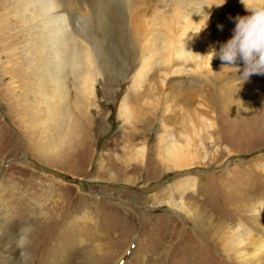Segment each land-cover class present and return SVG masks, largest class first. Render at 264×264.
Masks as SVG:
<instances>
[{
    "label": "rangeland",
    "instance_id": "1",
    "mask_svg": "<svg viewBox=\"0 0 264 264\" xmlns=\"http://www.w3.org/2000/svg\"><path fill=\"white\" fill-rule=\"evenodd\" d=\"M42 1L47 5L39 15L21 0H0V225L6 224L12 241L21 223L33 225L24 264H264V249L256 253L248 245L243 259L228 255L221 240L223 231L243 224L259 231L264 244V214L254 210L264 205V75L241 85L237 66L219 57L197 59L194 48L183 55L168 32L187 18L196 21L183 25L191 35L210 12L196 38L219 50L233 35L235 18L248 14L240 0L216 10L204 9L201 0H108L111 32L95 27L92 7L99 9V0H65L60 8L59 0ZM81 19L90 28L78 36L71 21ZM52 23L59 25L63 45L74 42V52L79 46L77 56H83L74 68L79 75L67 64L60 69L51 56L58 81L64 78L56 89L63 102L39 90L33 71L39 64L29 63L36 34L47 26L44 35H54ZM91 31L93 48L84 38ZM86 48L96 80L93 93L82 95ZM57 102L65 111L53 117L49 106ZM121 103L127 108L122 115ZM168 139L196 165L164 171L161 148ZM142 146L145 157L138 153ZM187 175L197 184L184 197L171 195L204 211L205 229L170 207V194L154 199ZM169 221L174 237L165 228ZM6 260L0 252V264Z\"/></svg>",
    "mask_w": 264,
    "mask_h": 264
},
{
    "label": "bare ground",
    "instance_id": "2",
    "mask_svg": "<svg viewBox=\"0 0 264 264\" xmlns=\"http://www.w3.org/2000/svg\"><path fill=\"white\" fill-rule=\"evenodd\" d=\"M195 1V0H183V3L182 4H193L192 2ZM199 1V0H198ZM57 2V1H56ZM59 3L57 4L58 7L62 5V3H64L62 6L65 5V0H59L58 1ZM108 0L107 1H103V0H99L97 5L100 7L99 9L95 8L93 10V7H92V12L94 11V17H95V24L96 26L95 27H102L104 28L105 30H108L110 31L111 29V26L109 25V22H108V17L111 15V11L112 10H109L107 9V4L109 5V2ZM107 3V4H105ZM200 3V2H199ZM21 6L23 7H29L30 5H32L33 7H35L37 10L35 11L36 13H38L40 15V12H42V14L44 13L43 11L45 10L46 8V2L45 1H42L41 0H21V2L19 3ZM181 4V3H180ZM202 5V4H201ZM215 6V5H214ZM213 8L216 10V7ZM111 7V6H110ZM224 7V6H223ZM30 8V7H29ZM60 8V7H59ZM182 8V7H181ZM180 8V9H181ZM184 9V7H183ZM212 11V10H211ZM29 13H32V12H29ZM117 13V12H116ZM115 12H113V14H116ZM119 13V12H118ZM117 13V14H118ZM28 14V13H27ZM34 14V13H32ZM41 14V15H42ZM21 15V14H20ZM30 15V14H29ZM85 15V14H84ZM120 15V14H118ZM187 15V14H186ZM218 15V14H217ZM25 16V15H24ZM115 16V15H114ZM27 17V16H26ZM43 18V17H42ZM110 18V17H109ZM40 19V18H39ZM76 19V18H74ZM86 19V18H85ZM183 19V18H182ZM24 20V19H23ZM26 20V19H25ZM28 20V19H27ZM31 20V19H30ZM189 19L185 18V20H183V22L178 23V25H176V29L174 27H171L168 29V32L171 33L172 37L169 38V41L171 43H175L174 45H176L178 48V52L179 53H183V55L185 54L184 52V49L186 50H189L190 48H194V51L196 52L197 56L196 58L197 59H210L209 56H204V54H207L213 47L208 45L205 41L203 40H198V36H201V33H199V35L193 37L192 39H188L189 37H192V34L191 35H188L186 36V30L185 28L183 27V25L185 24H188L189 27L191 26V24L195 23L196 21H188ZM113 21V20H112ZM180 21V20H179ZM29 22V21H28ZM44 22V21H43ZM203 22V19H199L197 24H200ZM42 23V22H41ZM50 23V22H48ZM86 21L84 19H81V20H73L71 21V24H72V30L73 32H76V34L78 36H81V32L85 33V30H87V28H90L88 25H85ZM91 23V22H90ZM28 24V23H27ZM37 24V23H36ZM88 24V23H87ZM42 25V24H41ZM55 30V34L54 35H50V37H46V35H44L46 32H49V29H46L47 26H44L39 29V33L36 34V39L34 40V43L32 44V52H33V57H31L29 63L31 65H33L34 62H36V64L39 66L33 68V71L36 72V75L39 74V77L36 78V81L38 82V86H39V90H44V91H48L49 93V100L52 99V98H60V101L63 102V99L64 97H56L57 96V92H56V89L59 88L61 85L59 81H61L62 78L59 77V81H58V76L56 77V72H54V70L52 69V62H51V56L52 57H55L57 64L59 66L60 69H62L64 66L63 65H69L67 67H72V73L75 75L77 73H79V69H76L74 70L75 66H77L79 63H81L82 61V57L81 55H78L77 56V53L79 51H81V48L78 46V52H74V48L76 47V44L73 42L70 46V48H68V46L66 45H63V40H62V34L59 33V25L58 27L56 26V24H51ZM188 25H186L188 27ZM198 26V25H196ZM114 27V26H113ZM202 27V26H201ZM184 28V29H183ZM96 29V28H95ZM101 29V28H100ZM114 29V28H113ZM111 29V30H113ZM198 29V28H197ZM188 30V29H187ZM98 31V30H97ZM107 31V33H108ZM193 31V30H192ZM95 31H91V33L89 35H84V38H86L85 41H87V43L89 44L90 47H92V36L94 34ZM111 32V31H110ZM33 33V32H32ZM96 33V32H95ZM102 33V32H101ZM49 34V33H48ZM75 34V35H76ZM157 34V33H156ZM102 34H100L101 36ZM175 35V36H174ZM105 36V35H104ZM157 36V35H156ZM123 37V36H122ZM155 37V36H154ZM159 37V36H158ZM162 37V36H161ZM166 37V36H165ZM174 37V38H173ZM202 37V36H201ZM149 38V37H148ZM153 38V37H152ZM151 38V39H152ZM124 39V38H123ZM155 40L157 39L156 37L154 38ZM168 39V37H167ZM201 39V38H200ZM68 40V39H66ZM150 40V39H149ZM159 40V38H158ZM152 41V40H151ZM164 41V39H163ZM210 41L211 43V40H206ZM213 42V41H212ZM224 42V41H223ZM161 43V42H160ZM168 43V42H167ZM68 44V43H67ZM212 44V43H211ZM173 45V46H174ZM158 46V44H157ZM172 46V47H173ZM216 46V44H215ZM90 47H88L89 50H93V49H90ZM106 47V46H105ZM155 47V46H154ZM51 48H53V50H51ZM93 48V47H92ZM147 48V47H146ZM149 48V47H148ZM160 48V47H159ZM166 48V47H165ZM174 48V47H173ZM217 48V47H216ZM87 48H86V52L84 54V57L85 59L87 60V63H88V70L87 71H80L81 73L83 72V75H82V80L80 81V79H77V82L78 80L80 81V88H82V95L84 92H86L87 90L90 92V93H93V87L95 86L94 82H95V77L93 76V72L91 70V64L93 63L92 61V55H91V52L92 51H89ZM218 49V48H217ZM153 50V49H152ZM155 50V49H154ZM191 50V49H190ZM189 50V51H190ZM52 51V53H51ZM54 51V52H53ZM166 53V50H164ZM169 51V50H168ZM167 51V52H168ZM193 51V52H194ZM218 51V50H217ZM137 51H135L136 53ZM151 52V51H150ZM156 52V51H155ZM80 53V52H79ZM140 53V50L139 52ZM138 53H136L138 55ZM163 53V51H162ZM188 53V52H187ZM49 54V55H48ZM53 54V55H52ZM106 54V52H105ZM171 54V53H170ZM106 56V55H105ZM141 58H140V63L142 62V64L145 62V53H144V50L142 49L141 51V54H140ZM177 56V55H175ZM180 56V55H178ZM193 57V56H192ZM138 58V57H137ZM173 58V57H172ZM194 58V57H193ZM195 58V59H196ZM175 59V58H174ZM202 60V61H203ZM211 60V59H210ZM198 61V60H197ZM164 62V61H163ZM169 64L171 63L170 61H168ZM167 62V63H168ZM199 62V61H198ZM53 63H54V60H53ZM86 63V64H87ZM146 63V62H145ZM165 63V62H164ZM197 63V62H196ZM201 63V62H199ZM199 63H197L199 65ZM196 64V65H197ZM140 65V64H139ZM164 65V64H163ZM55 66V64H54ZM63 66V67H62ZM31 67V66H30ZM138 67V65H137ZM178 67V66H177ZM60 69H58L60 71ZM70 69V68H68ZM135 69V68H134ZM141 69V67L137 68L135 71L138 72L139 70ZM177 69L179 68H176V71ZM56 70V69H55ZM57 70V71H58ZM64 70V69H63ZM62 70V71H63ZM66 70V69H65ZM63 72H66L67 73V70L66 71H63ZM65 73V74H66ZM62 74V73H61ZM79 75V74H77ZM134 75H136L134 73ZM132 76V78H134L135 76ZM65 76V75H64ZM62 76V77H64ZM67 78V77H66ZM64 79V78H63ZM62 79V81H64ZM74 81V80H73ZM76 82V83H77ZM75 83V82H73ZM79 84V83H78ZM86 85V86H85ZM52 86V87H51ZM51 87V88H49ZM75 88H78V87H75ZM52 89V91H51ZM43 91V92H44ZM61 94V93H59ZM81 95V96H82ZM61 96V95H60ZM80 96V97H81ZM44 98V97H43ZM79 99V98H78ZM55 100V99H54ZM58 100V99H57ZM81 102L83 103H87V101L82 98L80 100ZM125 102V101H124ZM75 104V102H74ZM80 104V103H79ZM78 103H76V105L78 106L79 105ZM75 105V106H76ZM81 105V104H80ZM79 105V106H80ZM63 104L60 103V102H57L55 103V105L53 104V106H49L51 109H50V114L54 117L56 114L57 116H60V114L63 112V110L65 109V107L63 108ZM76 106V107H77ZM81 107V106H80ZM126 104L125 103H121L120 107H119V114L122 115L123 113H125V110H126ZM65 111V110H64ZM42 113V112H41ZM63 115H65L63 113ZM70 115V114H69ZM73 115V114H72ZM52 117V118H53ZM71 117V116H70ZM121 117V116H120ZM73 118V116H72ZM64 120V119H62ZM56 121V119H55ZM66 121V120H65ZM72 121V120H71ZM60 124V123H59ZM65 124V123H64ZM67 124V123H66ZM55 125V124H54ZM61 126V125H60ZM58 128V127H57ZM39 130V129H38ZM160 137H164V136H161ZM44 140V139H43ZM165 140L164 138H162L160 141H163ZM169 141L167 142L166 141V144H165V147L164 149L161 148V151L163 153V157H161V160H162V169L166 172H169L171 171V169H177L179 171H183L184 169H189L191 167H193L194 165H196L197 161H191V160H188L187 159V156L185 154V148L182 147L181 144L179 143H173V141L171 142V139H168ZM57 141V140H56ZM165 143V141H163ZM175 142V141H174ZM55 143V142H54ZM53 143V144H54ZM162 143V142H161ZM45 145V144H44ZM56 145V144H55ZM54 147V145H53ZM49 150V149H48ZM194 151V150H193ZM191 152V155H193V158L194 157V154H192V150L190 151ZM196 152V151H195ZM138 153L141 154L142 157H145L146 155V146H142L140 148H138ZM170 158V159H169ZM145 159V158H143ZM142 159V160H143ZM191 159V158H190ZM198 182V178L196 176H191V175H187L185 176V178L175 182L174 184L172 185H169L168 187H166L164 189L163 192H160L154 199H159V195H166L167 194H170V199L169 198H166L168 199L167 201H165L167 204L170 205V207L172 208H179V209H182L187 217L189 219H194L195 221H198L196 224L198 225V227L200 229H205L203 227V221L201 222V212H204V211H201L197 208H195L194 210H192V207L189 206V204H187L185 201H177L175 198H173V196L175 195H171V193H174L176 195H180L181 197H184V194L192 187V186H195V184H197ZM263 203V202H262ZM160 204V203H159ZM120 207V206H118ZM129 207V206H128ZM254 210L257 214H264V205L263 207L260 206V204H258L257 207H254ZM1 213V212H0ZM1 215V214H0ZM204 215V214H203ZM206 215V214H205ZM264 216V215H263ZM3 217V216H2ZM148 219V217H146ZM167 218V217H166ZM204 218V217H203ZM141 219V218H140ZM143 220V218H142ZM168 220H175V218L172 219V217H169ZM177 220V219H176ZM203 220V219H202ZM4 221V220H3ZM54 222V221H53ZM54 223H58V220H55ZM174 223V221H169L167 222V227L165 228H168V232L169 235L171 237H174L176 235V232L173 231L170 227L172 226V224ZM258 223V222H257ZM146 224V223H145ZM240 224V223H239ZM58 225V224H57ZM207 225V223L205 224ZM241 226V227H240ZM17 228V227H16ZM237 228V229H236ZM235 229L231 228L228 229L227 231H223L224 228H222V245L224 246V249L225 251L227 252V254L229 255L230 253H234L237 255V257H241L244 259L245 256H247V252H246V246L250 245L251 247H256L255 248V252H259L261 251L262 249H264V244L262 243L263 240L261 239V233L257 230H254V228L252 227H248L246 225H243V224H240L238 225V227H236ZM0 229H1V249H3V251L0 250L1 254H4V256H6L8 258V264H21V252L20 250L16 247L14 241H12V239H10L9 237V228L6 226V224L3 222V225H0ZM256 229V228H255ZM34 231V230H33ZM36 232V231H35ZM12 234V233H11ZM169 236V237H170ZM264 237V236H263ZM83 243V242H82ZM224 243V244H223ZM166 246V245H165ZM253 248V249H254ZM6 249H9L11 250L13 253L11 255L9 251H6ZM29 250L26 249L25 251V254H24V263H25V260L28 258V255H29ZM6 252H8V254H6ZM123 253V252H122ZM121 253V254H122ZM120 254V256H121ZM119 256V258H120ZM116 262V261H115ZM112 263V264H117V263ZM201 264H208V262H204V263H201ZM213 264H216V263H213Z\"/></svg>",
    "mask_w": 264,
    "mask_h": 264
},
{
    "label": "clouds",
    "instance_id": "3",
    "mask_svg": "<svg viewBox=\"0 0 264 264\" xmlns=\"http://www.w3.org/2000/svg\"><path fill=\"white\" fill-rule=\"evenodd\" d=\"M227 0H201L204 9H211L214 5L220 7ZM240 3L248 12L247 15L235 18L233 35L227 42L223 43L219 50L212 48L204 56L219 59L227 66L239 68V83L243 85L253 75H264V0H240ZM206 12V20L202 27L192 31L193 37L207 27L211 13ZM222 29V25L220 26ZM242 64V68L240 65ZM33 225L30 222H23L20 225L15 238V245L21 252V264H24V254L31 243Z\"/></svg>",
    "mask_w": 264,
    "mask_h": 264
}]
</instances>
